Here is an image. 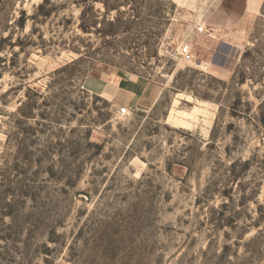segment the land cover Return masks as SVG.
<instances>
[{
  "label": "rangeland",
  "instance_id": "374dc122",
  "mask_svg": "<svg viewBox=\"0 0 264 264\" xmlns=\"http://www.w3.org/2000/svg\"><path fill=\"white\" fill-rule=\"evenodd\" d=\"M0 264H264V0H0Z\"/></svg>",
  "mask_w": 264,
  "mask_h": 264
},
{
  "label": "crops",
  "instance_id": "0c3cea01",
  "mask_svg": "<svg viewBox=\"0 0 264 264\" xmlns=\"http://www.w3.org/2000/svg\"><path fill=\"white\" fill-rule=\"evenodd\" d=\"M98 81L95 92L105 94L130 107H150L161 94V88L150 81L119 79L114 82L105 77H100Z\"/></svg>",
  "mask_w": 264,
  "mask_h": 264
},
{
  "label": "built area",
  "instance_id": "2783aa9c",
  "mask_svg": "<svg viewBox=\"0 0 264 264\" xmlns=\"http://www.w3.org/2000/svg\"><path fill=\"white\" fill-rule=\"evenodd\" d=\"M197 30L199 32L203 31L204 30V27L203 26H199L197 28ZM182 57L184 60L186 61H192L193 58H194V55L192 54V49H191V46L189 44H186L182 47L181 51H180ZM82 88H86L84 85H82ZM130 107H128L127 105H124V106H118L116 108V113L118 115H125L127 113L130 112Z\"/></svg>",
  "mask_w": 264,
  "mask_h": 264
},
{
  "label": "bare ground",
  "instance_id": "6f19581e",
  "mask_svg": "<svg viewBox=\"0 0 264 264\" xmlns=\"http://www.w3.org/2000/svg\"><path fill=\"white\" fill-rule=\"evenodd\" d=\"M187 96H188V98H191V96H190V95H187ZM169 118H170V117H169ZM175 119H176V118H175ZM175 119H174V120H175ZM179 119H180V118H179Z\"/></svg>",
  "mask_w": 264,
  "mask_h": 264
}]
</instances>
